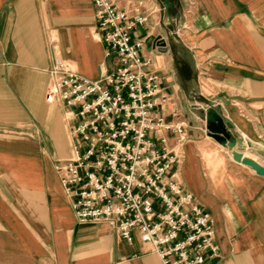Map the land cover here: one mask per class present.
Masks as SVG:
<instances>
[{"label":"crops","instance_id":"crops-1","mask_svg":"<svg viewBox=\"0 0 264 264\" xmlns=\"http://www.w3.org/2000/svg\"><path fill=\"white\" fill-rule=\"evenodd\" d=\"M113 1L129 15L141 2L148 20L133 38L171 98L166 117L186 122L181 180L219 246L205 264H264V177L234 161L188 105L193 95L220 107L243 153L264 165V0ZM97 30L94 0H0V264H163L137 233L129 243L106 223L78 222L55 169L71 137L63 104L46 97L53 47L98 79L114 62Z\"/></svg>","mask_w":264,"mask_h":264},{"label":"built area","instance_id":"built-area-1","mask_svg":"<svg viewBox=\"0 0 264 264\" xmlns=\"http://www.w3.org/2000/svg\"><path fill=\"white\" fill-rule=\"evenodd\" d=\"M94 0L97 34L114 64L98 79L78 72L53 47L47 101L61 102L70 156L55 164L77 221L106 223L122 239L150 243L163 264H205L218 254L214 221L181 180L186 122L165 115L170 96L134 30L147 22ZM174 138L175 144L170 143Z\"/></svg>","mask_w":264,"mask_h":264},{"label":"water","instance_id":"water-1","mask_svg":"<svg viewBox=\"0 0 264 264\" xmlns=\"http://www.w3.org/2000/svg\"><path fill=\"white\" fill-rule=\"evenodd\" d=\"M163 4L165 8H168L170 0H164ZM158 41L162 46H166V42L161 38H158ZM188 105L201 111L208 135L226 148L231 153L234 161L249 167L256 174L264 177V165L243 153L244 141L240 137L234 136V131L230 128L232 123L223 116L220 107L211 104L204 107L193 95L189 96Z\"/></svg>","mask_w":264,"mask_h":264}]
</instances>
